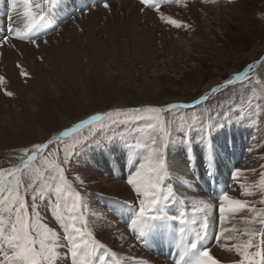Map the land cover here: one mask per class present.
Segmentation results:
<instances>
[{
  "label": "rangeland",
  "instance_id": "rangeland-1",
  "mask_svg": "<svg viewBox=\"0 0 264 264\" xmlns=\"http://www.w3.org/2000/svg\"><path fill=\"white\" fill-rule=\"evenodd\" d=\"M129 1L140 5L139 0ZM117 2H113L114 6ZM124 8L121 7V10L119 6H115L109 10L99 5L94 9L97 10L95 14L97 17L93 18L89 15L92 20L86 16L90 11L81 14L86 16L83 20L87 19L85 22L89 21V23L82 21L83 26L77 23L68 26L69 30L57 33L59 35L55 37L57 41L52 40L49 42L51 45L48 42L39 44L37 42L40 40H38L36 44H39V47H37L36 44L30 45L21 40L20 42L33 52H27L29 56L26 55L25 57L28 58L22 62L16 60L17 63L14 60L16 64L14 71L12 59L9 60L11 63L5 59L4 62L0 53V64L4 62L5 67H2L4 72L0 70V76L3 77L4 73L13 76L17 65L22 63L23 70L31 77L28 78L30 80L23 79L19 72V83H22L18 84L21 91L17 94L8 96L2 90L4 94L0 96V169H19L26 159L25 149L31 150L33 145L44 143L48 139L55 141L48 149L37 153L36 160L17 175L22 181L20 194L31 205L29 211L33 224H39L42 230L51 229L55 233V239L49 243L57 245L56 252L59 247L65 246L64 252L71 255L64 224L57 219V205L66 216L67 212L63 207L64 201L57 199L54 194L49 195L46 185H54L55 181L52 179L55 175L54 169L66 150L71 152L85 138L92 141L80 148L73 157L69 168L70 175L66 173V177L72 189L81 196L77 215L83 217L86 223L85 231L92 234L90 239L98 242L93 254V264H101V258L103 264H111L113 257L109 243L96 239L89 225V212L92 206L88 201L97 195L93 184L97 177L109 179L108 176L111 175V172L104 174L94 167L97 157L109 152L114 159L120 151L124 159L132 161L129 165L134 167L132 171L134 172L147 155L144 145L150 144L151 138L159 134V129L156 120L145 119L109 128L95 136L93 133L96 132L98 125L86 126L71 132L66 137L63 136L65 131L74 128L77 123L89 119L92 115L130 107L187 104L186 108H178L161 115V119L167 122L170 133V143L166 151L174 169L167 183L172 185L176 193V198L169 202L166 212L174 215L176 210L178 213L185 211L189 218L193 215L197 217L202 215L195 213L193 205H189L181 194V192H190L191 184L196 185L209 199L213 200L214 195V206L218 211L219 200L216 196L221 192L217 193L214 189L218 188H213V185L216 178L221 181V185L223 176L229 186H223L222 191H227L232 197L235 196L234 198L247 200L258 209L264 207L259 203L264 199V195H261L258 188L260 173L264 171L261 167L264 165V0H166L160 8H164V12L161 13L182 22V27H174L162 21L155 10H146L149 14L147 17L134 14L133 19L131 18L135 33H129V36H114L112 32L115 27L112 24L114 16L118 22L123 16L128 19V10L125 8V11ZM8 12L14 24H17L18 19L15 18H18V15L23 20L20 11L15 13L18 14L17 16ZM193 12H197L200 16L197 20ZM148 17L153 21L151 22ZM136 18L139 20L137 21ZM7 20L10 23V20ZM107 21H110L109 25L106 24ZM201 21L202 26L199 24ZM23 22L25 23V20ZM200 30L205 34L203 36L205 38L202 37ZM67 33L70 36L66 35ZM105 42L110 46L104 47ZM30 46L33 48L31 49ZM56 51H63L62 53L65 54H57L59 52ZM66 52L69 54L66 55ZM22 54L20 56H23ZM6 63L9 66H6ZM249 65H252L250 70H248ZM246 70L248 75L243 81L234 80L231 85L226 84V81L238 72ZM31 80H33L32 84ZM214 88L215 92L212 91ZM204 95H208V100L200 104L193 102L194 98L199 100ZM194 115L199 120L189 128ZM217 120L226 123V127L213 135L215 163L211 166L210 175L208 156L199 141L206 126ZM185 132L195 141L191 146L193 154L191 162H188V151L180 142ZM235 132H237V140L233 137ZM42 136H47V139L41 141ZM125 142L129 145L139 144L140 147L134 148L133 152L129 153V149L124 146ZM173 158L177 159L175 163ZM229 159L234 163V170H241L237 180H233L230 171L219 172V167H223L225 161L228 162ZM176 165L181 166L178 171L175 169ZM108 166L114 174L113 168L109 164ZM126 176L127 174L122 181L127 182ZM175 179H179V182ZM14 184L13 174L5 171V188ZM209 185L212 186V190H207ZM241 185H247V189L242 188ZM128 187L131 188L130 185ZM32 188H38L44 194L42 196L34 194ZM246 190L253 191L254 195H243ZM7 196V191L0 193V200ZM68 202H71L70 199ZM126 203L129 207L130 204L138 207V198L134 192L130 201ZM98 205L104 208L102 203L98 202ZM3 207L0 205V219H7L9 214L3 211ZM250 215L251 213L244 210L234 217H229H232L234 227L243 228L241 217ZM77 224L79 226V221ZM255 227L261 226L257 224ZM152 235L153 242L161 241L162 237L155 231ZM215 236L211 242L212 246ZM140 239L144 243V239ZM177 240L179 241V238ZM134 241L139 248L142 246L138 244L136 238ZM0 242L9 249L3 236H0ZM235 242L226 240L225 252L231 253L227 251V247ZM256 242L260 243L259 236ZM178 250H182L180 244ZM10 256V250L4 253L5 258ZM7 262L6 264H10L9 260ZM171 264H176V261H172Z\"/></svg>",
  "mask_w": 264,
  "mask_h": 264
},
{
  "label": "snow or ice",
  "instance_id": "snow-or-ice-1",
  "mask_svg": "<svg viewBox=\"0 0 264 264\" xmlns=\"http://www.w3.org/2000/svg\"><path fill=\"white\" fill-rule=\"evenodd\" d=\"M60 2L61 0H0V6H4L6 3L11 13H17L18 10H22V16L25 20L23 28L13 27L10 24L8 28L9 35L15 40H30L31 43L36 44L38 37H34L32 34L49 18L52 10ZM139 4L142 6L141 11L155 10L159 18L167 24L174 27L183 26L182 22L163 15L160 12L159 5L153 3L152 0H139ZM103 6L105 9L110 10L107 0H105ZM4 43H8V41H4ZM45 43H47L46 40ZM12 46L15 47L14 44ZM36 46L39 47L38 44ZM17 66L21 68V76L30 78L21 65L18 64ZM251 68L252 65H249L248 70ZM248 70L238 72L233 78L228 79L226 84L231 85L234 80L243 81L248 75ZM4 80L5 78L0 76V84ZM212 91L215 92L216 89L214 88ZM6 95L12 96L13 93L6 91ZM206 100H208V95L202 96L199 100L194 98L193 102L200 104ZM186 107L188 105L185 103H170L165 107H130L107 111L82 120L74 128L65 131L63 136L66 137L71 132L86 126L98 125L96 132L93 133V136H95L109 128L133 121L156 120L159 134L151 138L150 144L144 145L147 149V155L144 156L143 162L139 163V166L135 168V171L127 179V184L131 186L138 198V207L130 206V211L134 215L131 220V227L141 238H146L153 231L168 240L176 239L178 235L182 249L180 257L184 264H219L213 255L210 254V249L205 244L209 228L211 227V213L214 207L212 203L204 200L193 202V210L195 213L202 214L200 217L193 215L189 218L185 211H179L175 215H169L166 212L169 202L176 198V193L167 183L174 169L166 151L170 143V133L167 122L161 119V115ZM198 120L199 118L194 115L191 118L192 123L188 127L191 128ZM149 127L152 126L149 125ZM224 127H226V123L218 120L212 121L206 126L204 133L200 136L199 142L203 144L208 156L210 175L212 174L211 166L215 163V146L212 143V138L214 133ZM91 142V140L85 138L71 152L66 150L54 169L55 175L52 177L53 181H55L54 185H46L49 195L54 194L57 199L64 201L63 207L67 212V216L63 211H60V206L57 205V219L64 224V230L67 233V246L70 249L74 264H93V254L98 243L90 239L92 234L85 231L86 223L83 217L77 215L81 205V196L72 189L66 177V173L70 175L69 168L72 165L73 157L79 152L80 148ZM180 142L188 151V162H191L193 160L191 146L195 142L194 139L185 132ZM53 143H55L53 139H48L44 143L33 145L31 150L25 149L26 159L19 169H0V193L8 192V196L0 200V205H3V211L9 214L7 219H0V236L4 237L11 252V256L8 257L10 264H54V257L57 255V245L54 243L50 244L49 241L55 239V233L51 229L42 230V226L39 224H33L29 211L31 205L20 194L22 181L20 176L17 175V173L26 170L36 160L37 153L48 149ZM124 146L129 151L140 147L139 144L129 145L127 142L124 143ZM261 167L264 168V165ZM5 171L13 174L15 178L14 186L5 188ZM240 172V169L235 170L232 177L233 180H237L240 177ZM77 179L80 178L77 177ZM241 187L247 189V185H241ZM258 188L261 195H264V171L260 173ZM32 192L41 196L44 194L38 188H32ZM243 195L251 196L254 195V192L246 190ZM69 199L70 203L68 202ZM218 200L219 224L221 227L215 236L216 242L219 243L221 238L237 241L227 247V251H234L239 257L235 264H264V207L258 209L247 200L233 198L227 191H222L218 196ZM259 203L264 205V199H261ZM244 210H247L251 215L241 217L243 228L223 226L227 217H234ZM78 221L79 226L77 224ZM257 224L261 227H255ZM257 236L260 237L259 244L256 242ZM241 237H246V239H241ZM101 264H103V258H101Z\"/></svg>",
  "mask_w": 264,
  "mask_h": 264
},
{
  "label": "bare ground",
  "instance_id": "bare-ground-1",
  "mask_svg": "<svg viewBox=\"0 0 264 264\" xmlns=\"http://www.w3.org/2000/svg\"><path fill=\"white\" fill-rule=\"evenodd\" d=\"M116 4H115V6L116 7L119 6L120 9H121V7L127 8L129 14L127 13L128 14L127 15L128 19L123 18L124 17L123 16V17H121V19H119L120 20L119 22L116 20L117 18L115 19V16H114V19H113V22H112V24L115 26L113 28L114 30H112L114 36H119V35L129 36L128 34L133 32L134 27L131 25V18L133 19L132 16L134 14L135 15L138 14V15L143 16V17H147L149 15L146 10L145 11H141L140 5L138 6L137 4H135V3H133L132 1H129V0H121V1H118ZM109 5H110L111 9L115 7L113 2L110 3ZM4 6H7V4L5 3ZM125 8H124V10H125ZM18 11H20V13H22V10H18ZM162 11L164 12V8L160 9V12H162ZM122 12H121V14H122ZM17 13H19V12H17ZM96 13H97V10L96 11L95 10L94 11H90L86 16L91 15L94 18V17H97V16H95ZM15 15L17 16L18 14L14 13L13 16H15ZM193 15H194V18L197 20L198 16H199L197 14V12H193ZM86 16L81 15L79 17L78 16L73 17L64 26L62 25V28H60V30H58L55 34L51 35L48 38L46 37V39H44V40L42 39V41L40 40L37 43L40 44V42H41V44H43L42 42H45V40H46L48 42V44H49V42H51L52 40L55 39L57 33L60 34L61 32L63 33V31L69 30L67 28H68V26H70L72 24L74 25L75 23H77L78 25L81 26V24H82V26H83V23L87 20V19L85 21L83 20ZM91 16H89V17L91 18ZM151 16H152V14H151ZM10 17L11 16L8 15L7 19L10 20V23L14 24V22H11L12 18H10ZM137 18H139V17L137 16ZM137 18H136V20H137ZM148 18L151 20L150 17H148ZM95 19H97V18H95ZM91 20H92V18H91ZM111 20H112V18H111ZM82 21H84V22H82ZM147 21H148V19H147ZM152 21L153 20H151V22ZM202 21H204V20H202ZM202 21L199 22V24L201 26L203 25ZM87 22L89 23V21H87ZM87 22H85V23H87ZM109 22L110 21H107L106 24L109 25L108 24ZM149 23H150V21H149ZM153 23H155V22H153ZM205 24H206V22H204V25ZM23 25H24V22L18 15L17 24L15 25V27L23 28ZM143 25H145V24H143ZM75 26H77V25H75ZM141 27H142V25H141ZM75 28H77V27H75ZM135 29L137 30V28H135ZM72 32H73V30H72ZM68 33L66 35H68ZM133 33H135V31ZM200 33H201L202 37L205 36V34L201 30H200ZM132 35H134V34H132ZM132 35H130V36H132ZM6 36H5L6 38L4 37L3 39H0V53L2 54L1 56H3V61H4V59H5V61H9V60L12 59L11 61H12L13 71H14L15 65H16L15 61L17 60L18 62L19 61L22 62V61H24V59H27L28 57L26 58L25 56L28 55V54H26V53L30 52L31 50L28 49L27 45L21 43L20 42L21 40H15L12 36L9 35V33ZM57 36H59V35H57ZM68 36H70V35H68ZM61 38H63V36ZM203 38H205V37H203ZM4 41H8V43H4ZM60 41H62V39ZM13 44L15 45V47L12 46ZM32 44L30 43V45H32ZM49 45H51V44H49ZM109 46H110L109 43L105 42V46L104 47H109ZM180 46H182V45L180 44ZM30 48H31V46H30ZM51 48L52 47H50V49ZM23 49H25L24 52L21 51ZM26 49L28 51H26ZM53 50L54 49H52V51ZM34 51H35V49H34ZM31 52H33V51H31ZM56 52H59L57 54H61L63 51L62 52L61 51H56ZM72 52L73 51L71 50V53ZM71 53H70V56L72 55ZM21 54L23 56H20ZM36 54H38V53H36ZM62 54L64 55L65 53H62ZM68 54H69V52L66 55H68ZM79 54H80V52H79ZM63 55H60V56H63ZM94 56H96V55H94ZM94 56H89V58L90 57L94 58ZM23 57H25V58H23ZM64 57H66V56H64ZM76 57H78V54H77ZM54 58H56V56ZM69 59L71 60V58H69ZM65 60L67 61L68 58L65 59ZM11 61H9V63H11ZM4 62L3 63L1 62V64H0V70H2V71H3L2 67L5 68L4 65H3ZM7 64L8 63H6V66H9ZM12 65H10V68L12 67ZM8 70H9V68H8ZM16 70H15V74L13 73V76H10L8 73H6V74L4 73L3 74L4 75L3 77L5 78V80H4V82L2 84H0V96H1V94L3 92L6 94V91H10L13 94H17L18 91H21L18 88V84L22 83V82L19 83V79L20 78H19V75H18L19 72H21V68L17 67ZM69 71H71V70H69ZM7 72H9V71H7ZM69 75H70V73H69ZM23 79H26V78L23 77ZM27 80H30V79L27 78ZM25 81H23V83ZM32 81L33 80H31V84L33 83ZM34 81H35V79H34ZM36 81H37V79H36ZM27 82H30V81H27ZM38 82H39V79H38ZM26 84H28V83H26ZM2 90H3V92H2ZM26 96H27V94H26ZM31 96H33V95H31ZM45 139H47V136H42L41 137V141H44ZM132 152L130 151L129 153H132ZM120 153L121 152L118 151V153L116 155L117 158L112 159L111 156L109 155V152H104L103 156L98 155L96 164L94 165L95 168H98L100 171H103L104 174H110V172H111V175L108 176V177H110L109 179H104V178H102L99 175L98 176L100 178L96 176L97 180L94 182L93 188H94V191L97 193V195L93 196V198H90L89 201H88L90 203V205L92 206L91 207L92 209L89 212V225H90V227H91V229L93 231L94 237L96 239H98L99 241H101V242H104V243L108 242L109 243V246H110L109 248H110V250L112 252V255H113V257L111 258V262H112L111 264H171L172 261H176V264H184V261L181 260V257H180L181 250H178V245L180 244L179 241L177 240L178 235H177V238L173 239V240H168L166 238H161V241L159 242L160 243L159 244V243H155V242L152 241L153 232H150L149 235L146 238H142V239H144V241H143L144 243H142V246L139 244L141 246L140 248L136 245V242L134 241L135 238H136V240H139V238H141V237L138 235L137 232H134L132 227H131V220L134 218V215H133V212L130 211L129 205L126 203V202L130 201V199H131V197L133 195V190L128 187V184H126L127 183L126 180L122 181V178L126 174H127V176L130 175V172L133 171L134 167L130 166L132 161L127 159V158L124 159ZM177 158H178V154H177ZM229 160H228V162L225 161V164H224L223 167H219V172L220 173H223V171L226 172V170L230 171V172L232 170H234V165L232 163V160H230V161ZM174 161H177V159L173 158V162ZM108 164L110 165V167L113 168V171H115L114 174L111 171V169L109 168ZM180 165H181V163H180ZM180 165L179 166H177V165L175 166V169L177 171L180 169V167H181ZM182 165H183V163H182ZM107 171H108V173H107ZM94 174L97 175L96 173H94ZM127 176H126V178L128 179L129 177H127ZM176 182H179V179L176 180ZM189 187H190V190H191L190 192H187V191L186 192H181L184 200L186 199V201L189 203V205L190 204L193 205L194 201L204 200L206 202L212 203L213 206H214V200H215L214 195H213V200H212V199L207 198L204 195V193L200 189H198L196 187V185L191 184ZM216 197L218 198V196H216ZM234 197L235 196H233V198ZM98 202L102 203L104 208H101L100 205H98ZM172 212H174V209H173ZM217 212L218 211H217V209L214 206L213 210H212V213H211V216H212V220L210 221L211 227L209 228L208 238L205 241V244L209 247L210 254L213 255V257L219 262V264H235V261L237 260L238 256L235 253H232V252L231 253L225 252L226 245L224 243H225L226 240L224 238H221V241L219 243H217L216 240H214L215 241L214 245L213 246L211 245V242H212L215 234H217L219 232V229L221 227V225L218 227V224H219V217H218L219 216V212L218 213ZM231 218L230 217L226 218L225 224L223 225L224 227L231 228V226H233L234 223H232L233 220H231ZM231 223H232V225H231ZM231 241H233V240H231ZM154 245H155V247H154ZM156 245H158V246L156 247ZM141 248H142V250H141ZM8 250L9 249L5 248L3 245L0 244V264H6V262L9 260L8 258L4 257V253H6ZM159 252L164 253V255H158ZM57 253H59V254H57L56 257H54V264H74V261H73L72 257L65 256L63 251H62V249L61 250L59 249L57 251ZM166 254L168 255V257H167L168 260H164L165 259L164 256Z\"/></svg>",
  "mask_w": 264,
  "mask_h": 264
}]
</instances>
